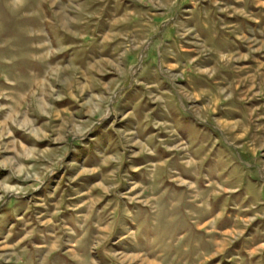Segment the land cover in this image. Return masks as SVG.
<instances>
[{
    "label": "rangeland",
    "instance_id": "rangeland-1",
    "mask_svg": "<svg viewBox=\"0 0 264 264\" xmlns=\"http://www.w3.org/2000/svg\"><path fill=\"white\" fill-rule=\"evenodd\" d=\"M0 264H264V0H0Z\"/></svg>",
    "mask_w": 264,
    "mask_h": 264
},
{
    "label": "bare ground",
    "instance_id": "bare-ground-1",
    "mask_svg": "<svg viewBox=\"0 0 264 264\" xmlns=\"http://www.w3.org/2000/svg\"><path fill=\"white\" fill-rule=\"evenodd\" d=\"M168 116V115H167Z\"/></svg>",
    "mask_w": 264,
    "mask_h": 264
}]
</instances>
